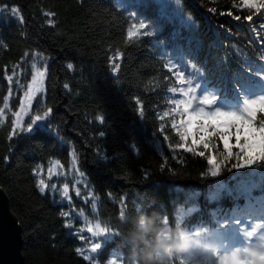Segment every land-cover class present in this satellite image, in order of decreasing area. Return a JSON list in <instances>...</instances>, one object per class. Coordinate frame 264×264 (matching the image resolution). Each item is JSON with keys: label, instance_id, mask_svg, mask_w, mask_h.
I'll return each instance as SVG.
<instances>
[{"label": "trees", "instance_id": "16d2710c", "mask_svg": "<svg viewBox=\"0 0 264 264\" xmlns=\"http://www.w3.org/2000/svg\"><path fill=\"white\" fill-rule=\"evenodd\" d=\"M179 1L199 27L196 37L205 58L218 59L233 44L253 43L251 31L262 40L264 13L244 7L242 0ZM11 7L19 14H12ZM237 15L240 20L234 19ZM157 17L153 2L126 9L117 0H0V110L10 93L11 110H19L32 59L40 55L47 62L46 95L37 101L26 128L46 112L47 124L29 132L15 129L13 113L6 120L0 117V188L20 223L27 264H94L77 252L87 241L77 212L114 233L97 264H138L147 249L134 248L126 239L129 225L122 211L126 217L146 213L163 228L162 219L173 224L180 208L200 204L211 213L230 205L227 195L215 203L208 195L217 181L234 184L235 169L226 166L216 177L206 175L203 157L170 147L179 143L171 127L173 118L179 119L170 112L171 79L153 34L140 30L127 37L134 20L153 23ZM201 138L209 137L202 133L188 142L196 146ZM212 139L221 150L225 144L239 147L228 135ZM207 151L215 156V149ZM73 160L94 200L73 195L69 203L52 188L40 191L38 183L54 163L68 168ZM58 184L61 189L63 181ZM200 214L187 217L189 226L199 223Z\"/></svg>", "mask_w": 264, "mask_h": 264}, {"label": "snow or ice", "instance_id": "6c2138e0", "mask_svg": "<svg viewBox=\"0 0 264 264\" xmlns=\"http://www.w3.org/2000/svg\"><path fill=\"white\" fill-rule=\"evenodd\" d=\"M176 2L179 3V0ZM242 3L249 9L264 8V3L257 5L249 3L248 0H242ZM10 11L12 14H19V9L16 7H11ZM228 15L232 14L229 12ZM234 19L240 20L241 17L237 15ZM246 19L251 21L252 15H248ZM261 28H264V25H261ZM141 29H148L142 33L144 36L153 34L151 25L146 20L140 19L139 21L134 20L127 32V37L131 39ZM67 67L71 69L73 65L68 64ZM167 67L175 76V84L179 85V87L172 86L167 89L172 94L169 103L174 106L170 112L179 117V123L175 117L171 122L179 143L174 146L170 145V147L203 157L207 162L206 175L216 177L226 166L228 171L235 169L236 175L231 177L235 183L229 185L217 181L215 188L209 192L208 200L219 201L227 193L237 202L227 212L218 209L211 213L215 220L214 227L203 222L195 227L184 226L188 216L200 211L196 205L178 209L171 225L166 217L163 218L160 224L163 228L183 227L191 237L209 242L214 246L212 253L207 256L173 258L171 264H264V117L259 122L255 119L258 112L264 113V63L244 65L245 71L249 74L237 73L232 80L226 81L220 87L210 85L207 80L202 81L198 78L201 72L195 65H191L192 71H188V65L183 62L182 58L175 63H169ZM36 84L34 76L33 85ZM36 90L37 87L30 86V92L26 93V96L31 99V93ZM170 112H164V116H168ZM47 114L46 112L44 115ZM192 118L196 119L197 127L195 132L190 134L188 127L192 123ZM40 119H42L41 116H36L31 123L34 124ZM204 120L226 121L225 126L232 131L221 133L211 124L206 128L202 123ZM245 124L251 126L254 132L260 133L259 145L244 139L243 141H230L233 146L236 143L239 144L235 150L227 144L221 150L213 143V137L223 140L226 135L234 137L237 131L243 135L242 128ZM206 131L210 133L208 139L197 140L196 146L188 142L190 136L195 139L201 137V134ZM210 147L215 149V156L207 151ZM201 148L203 150H200ZM250 152H255V155H249ZM214 158L216 163H213ZM243 169H248V171H241ZM38 187L41 192H44L47 185L40 180ZM63 194L65 197L69 195L67 186ZM198 195V193L194 194V196ZM240 200L244 201L243 205L239 203ZM124 218L126 214L122 211L121 219ZM87 231L92 236H100L108 229L96 224L95 230L89 227ZM101 248L102 242L91 244L92 253H96ZM80 251L77 249L78 253ZM84 259L89 260L90 257L85 255ZM110 264H115V261H111Z\"/></svg>", "mask_w": 264, "mask_h": 264}, {"label": "rangeland", "instance_id": "374dc122", "mask_svg": "<svg viewBox=\"0 0 264 264\" xmlns=\"http://www.w3.org/2000/svg\"><path fill=\"white\" fill-rule=\"evenodd\" d=\"M121 3H123L126 7L130 5L129 2L126 0H119ZM132 2L134 0H131ZM137 4H141V0H135ZM154 3L158 5V15L159 18H162L163 22L165 24H168L170 22L175 23L179 26H185L187 28H192L191 21L185 17L181 13V5L180 2L177 3L176 0H152ZM131 2V3H132ZM159 27L156 26L154 30H157ZM31 67H32V76L30 81L26 84L24 89L22 90V99L20 108L17 112H14L11 110V99L12 94L10 93L7 102L2 110H0V117L2 120H6L8 117V113H13V118H15V129L23 130L27 129L29 132L34 131L36 128H43L48 120L49 115L42 116V119L35 121L34 124H31L30 130L29 127L26 128L27 120L31 116L34 106L36 105L37 101L41 98H45L46 95V82H47V62L46 59L40 55H35L34 58L31 61ZM23 73V68L20 66L19 68V74ZM43 73V75H41ZM36 77L37 84L33 85V77ZM12 81V77H11ZM30 86L37 87V90L35 92L31 93V99H29L26 96V93L30 92ZM17 87H12V91H16ZM35 119V118H34ZM33 119V120H34ZM32 120V121H33ZM250 143H255L256 145H259L260 143V134L254 133L251 134L248 138ZM257 151L259 148L257 147ZM254 153V152H252ZM72 156L75 158V153H72ZM76 159V158H75ZM44 177L43 181L47 185L46 189L52 188V190L59 195H61L66 201L69 203H73V195H75L77 198H83L86 202L90 200H94L93 191L89 187L88 183L86 182L84 175L80 172L78 164L75 160L71 162V165L66 168L63 165L59 163H54L52 167L47 172V175H43ZM59 181H63L62 188L59 189ZM53 185V187H50ZM65 186L68 188L69 195L67 197L64 196L63 191ZM76 211V209H74ZM77 215L79 217H82L84 219V226L82 228V235H86L87 239H90V243L93 242H102V248H103V240L111 238V234L107 231L103 233L100 236H92L91 233L87 231L89 227H92L93 230H95L96 224H100L102 228H104L99 221L92 220L89 217L86 216L85 212H77ZM101 248V249H102ZM101 249H98L96 253L91 252V245L88 246L85 250H82V254L85 256H89L92 260Z\"/></svg>", "mask_w": 264, "mask_h": 264}, {"label": "clouds", "instance_id": "9594fccd", "mask_svg": "<svg viewBox=\"0 0 264 264\" xmlns=\"http://www.w3.org/2000/svg\"><path fill=\"white\" fill-rule=\"evenodd\" d=\"M129 225L126 239L134 248L147 249L139 259L138 264H169V260L179 257H201L212 253L214 246L205 241L194 245L189 240L181 242L179 237L183 229L161 228L153 217L140 213L133 217L123 219Z\"/></svg>", "mask_w": 264, "mask_h": 264}, {"label": "water", "instance_id": "95a60500", "mask_svg": "<svg viewBox=\"0 0 264 264\" xmlns=\"http://www.w3.org/2000/svg\"><path fill=\"white\" fill-rule=\"evenodd\" d=\"M23 232L12 212L7 194L0 188V264H27Z\"/></svg>", "mask_w": 264, "mask_h": 264}]
</instances>
